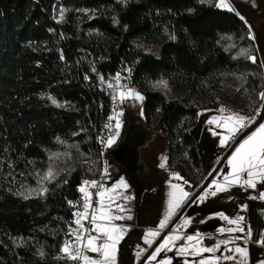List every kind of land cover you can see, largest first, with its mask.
<instances>
[{
  "label": "trees",
  "instance_id": "16d2710c",
  "mask_svg": "<svg viewBox=\"0 0 264 264\" xmlns=\"http://www.w3.org/2000/svg\"><path fill=\"white\" fill-rule=\"evenodd\" d=\"M216 2L0 0V264H74L61 251L73 220L68 202L80 199L78 188L98 176L97 167L78 163L49 182L46 194L28 199L10 182L45 172L57 138L97 158L101 75L111 79L132 67L146 124L168 135L170 168L190 182L211 177L220 158L205 160L192 135L200 110L218 108L227 92L252 115L264 91L262 61L241 54H257L248 26ZM61 7L67 11L57 22ZM152 42L161 46L159 57L138 47ZM162 79L184 89L187 102L150 90Z\"/></svg>",
  "mask_w": 264,
  "mask_h": 264
},
{
  "label": "rangeland",
  "instance_id": "374dc122",
  "mask_svg": "<svg viewBox=\"0 0 264 264\" xmlns=\"http://www.w3.org/2000/svg\"><path fill=\"white\" fill-rule=\"evenodd\" d=\"M227 2L235 9L234 12H239L240 16L244 17V22L247 21L246 25L248 28L249 25L251 26L250 35H254L255 39L253 40L257 46L256 56H260V60L264 66V0H227ZM219 9L227 11L226 9ZM138 47L145 53L156 57H159L161 54V46L156 42L140 43ZM126 69H131V72L133 70L130 66ZM126 69L119 72L123 77L122 80L132 79V73L129 74ZM161 81L167 82V87H163L159 83ZM149 88L152 91L163 94L168 101L187 102V92L184 89L176 88L169 80L162 79L153 82L149 85ZM222 97L223 100L218 107L219 109L223 106L247 117H251L257 113V109L252 115L244 113L238 105L236 94L226 92ZM144 103L145 99L142 105L132 100H125L123 103H119V112H123V115L120 117L122 128L120 129L119 139L112 147L102 151L100 159L99 157L96 158L93 154L87 156L81 146L75 142L59 143L58 150L51 151L48 155L52 157V159H49L48 168L52 167L58 173L57 177L73 171L78 166V163H82L88 165L90 168L96 166L97 171L101 173V184H104L108 188H111L121 178L127 181L129 188L124 192V195L133 198L130 201H124L120 198L115 202L123 204L127 209L123 213L116 212L115 214L124 215L125 217L131 216V219L125 218L115 221L116 224L127 229L126 234L117 246L116 264H147V259L155 248L167 235L173 233L175 227L180 225L185 217L190 218L192 223L186 228H182L181 234L187 236L199 233L203 238L204 246H214L218 241L228 239L230 236L243 237L245 235L239 232L231 234L220 233V228L234 227V225H228L226 221L220 219V213L232 219L237 216L244 217L242 225L245 227V230L247 231L248 226L252 230L251 241L247 244L249 264H258L259 261L264 260V246L255 242L260 238L261 234H264V200L250 198L252 196L258 197L259 192L253 193L234 186L230 191L219 193L215 197H209L202 203L197 201V197L211 186L213 180L219 179L222 182L223 175L230 172L228 159L238 146L237 139L242 133L238 132L235 142L230 141L229 146L224 147L220 144V140L224 135H227V130L207 123L211 116H219L221 113L218 111L212 115L205 114L201 116L192 129V135L201 143L205 160H211L219 156V161L215 163L212 169L213 172L219 164L218 171L208 183L206 176H195V180L192 182L184 177L183 180H176L172 178L173 174L182 176L178 171L170 168L168 135L164 130L149 128L145 122L144 115H141V108L143 110ZM258 109L261 110V106ZM204 110L202 109L200 112ZM255 119L256 122L251 124L250 127L258 122V116ZM246 130L248 129L246 128L244 131ZM221 152L224 153L220 155ZM164 157L167 158V164L165 168H161L160 164ZM105 161L108 165L109 175L102 177ZM45 172H39L31 178L24 180L23 183H18V181L15 183L13 181L9 182L18 194L23 192L25 195H28L29 189H40L47 186L49 182L41 180ZM170 180L174 184H181L184 190L192 195L179 210V213L173 216L168 226L162 230L160 237L149 248L144 243L143 237L148 230H156L158 228L159 222L167 211L169 192L171 191L168 183ZM184 181L188 183L184 184ZM201 188L202 190L199 191ZM120 191L123 190H117V193L113 195H118ZM38 196L42 195L32 193L29 198ZM115 203L112 205L113 211H115ZM244 205L247 207L243 208L242 206ZM165 230H169L166 235L164 234ZM185 243L186 241L184 240L177 241V246ZM235 244L244 246L243 239L236 240ZM234 246L230 244L228 247ZM142 249H146V251L137 256V253ZM222 252L223 247L216 255H221ZM88 254L93 257L98 255L96 253ZM210 255L209 253H205L204 257ZM167 257L172 258V264H183L185 259L177 255L175 251H166L162 252L157 260ZM200 258L197 257L196 259ZM187 259L191 260L192 257H188ZM152 264H156V261H153ZM221 264H235V262L222 260Z\"/></svg>",
  "mask_w": 264,
  "mask_h": 264
},
{
  "label": "snow or ice",
  "instance_id": "6c2138e0",
  "mask_svg": "<svg viewBox=\"0 0 264 264\" xmlns=\"http://www.w3.org/2000/svg\"><path fill=\"white\" fill-rule=\"evenodd\" d=\"M201 3H211L212 0H200ZM215 7L226 9L227 11L234 12L235 9L227 2V0H217ZM67 9L61 7L59 9V18L57 22H63L65 12ZM237 16H240L239 12H236ZM241 20H244L243 16H240ZM118 23V21H117ZM247 23V21H245ZM249 32L251 33V26L249 25ZM251 39H255L254 35H250ZM174 39V37H173ZM249 50H242L241 54L248 56L253 64L257 63L255 56L248 55ZM95 71V69H93ZM130 74L131 69H126ZM87 79V77H86ZM123 79L120 73H117L112 80L105 81L104 77L99 76L101 83H106L109 89H113L112 99L113 101H119L123 103L125 100H132L138 102L140 105L143 104L145 97L133 88L127 85H121L120 81ZM163 87H167V82H159ZM52 104L57 107H64L65 105L60 104L56 99L48 97ZM259 99L262 102L261 108H264V92L259 94ZM114 115L109 117V123L105 125V128L115 129L114 134L109 135L107 138L103 136L99 137L100 143L104 148L112 147L120 136V129L122 128V122L120 117L123 112H116ZM221 115L213 116L207 121L208 124H214L217 128H224L227 130V135H224L220 144L224 147L229 146V142H235V137L238 132L247 128L251 124L256 122L255 117H247L237 112H233L230 109L221 107L218 110ZM143 110L141 108V115ZM260 115V109H257V116ZM112 121H115L113 124ZM58 142L63 144L64 141L59 140ZM49 159H52L50 156ZM167 164V158L164 157L161 168H165ZM230 166V172L223 175L222 182L217 179L213 180L211 186L204 191L199 197L198 202H204L209 197H215L217 194L222 192H228L232 187L238 186L243 188L245 191L248 189H257V184L264 185V123H260L259 126L248 135L239 145L234 149L231 157L228 159ZM58 173L54 171L52 167H49L45 172L44 176L41 177L42 181L51 182L56 179ZM108 165L104 162V168L102 177L108 176ZM173 179L183 180L179 174H173ZM67 181L65 180V183ZM171 188L169 192V200L167 204V211L163 218L159 222L156 230H148L144 235L143 240L146 245L150 248L155 240L160 237L161 232L168 226V223L173 216L179 213V210L183 205L191 198V193L184 190L181 184H174L171 180L168 182ZM184 181V184H187ZM99 189L95 193L96 206H93V192L90 189ZM129 185L127 181L121 178L111 188L106 187L97 180H84L82 181L79 192L82 193V211L74 213L75 219L74 224L76 227L70 226V235L74 240H66L62 253L65 254V258L71 261H77L79 264H116L117 262V246L123 239L127 232V229L121 225L115 223V221L123 220L125 218L131 219V216L125 217L124 215H117L116 212H125L127 209L123 204L115 203L117 199L122 198L124 201H130L133 197L124 195ZM117 190H123L118 195ZM29 194L21 192L19 195L24 196L28 199L32 193L36 195H44L48 192L47 187H41L40 189H29ZM251 199L264 200V191L259 192L258 197L252 196ZM115 203V211H113L112 205ZM69 204H72L69 201ZM76 207V205H72ZM246 208L247 206H242ZM220 219L227 222L228 225H234V227L220 228V233H244L243 237L230 236L228 239H223L215 243L214 246H204L203 238L199 233L196 235H182L181 229L186 228L192 223L190 218L185 217L183 222L176 226L171 235H167L163 241L155 248L151 255L147 259V264H152L156 261V264H172V258L167 257L165 259L157 260L162 252L175 251L177 255L184 257L183 264H221V261H234L235 264H249V251L247 244L251 241L252 230L251 227H245L242 225L244 220L243 216H237L232 219L223 213L219 214ZM84 221L88 222L89 226H86ZM95 233V234H93ZM243 239L244 246L235 244L236 240ZM186 241L185 244L177 246V241ZM257 244L264 246V234H261L260 238L255 241ZM230 244L235 245L234 247H228ZM223 247L221 255H216L217 252ZM146 249H142L137 253L140 256ZM88 253L98 254L96 257L89 255ZM205 253L211 254L208 257H204ZM232 253V254H228ZM43 255V253H41ZM192 257L191 260L187 259ZM201 257L200 259H196ZM258 264H264V260L258 262Z\"/></svg>",
  "mask_w": 264,
  "mask_h": 264
},
{
  "label": "built area",
  "instance_id": "2783aa9c",
  "mask_svg": "<svg viewBox=\"0 0 264 264\" xmlns=\"http://www.w3.org/2000/svg\"><path fill=\"white\" fill-rule=\"evenodd\" d=\"M113 78H111V79L104 78V79H105V81L112 80V82L115 84V81L113 80ZM120 84L121 85H127L128 87L133 88L136 91L140 92L139 87L133 83L132 79L128 78L126 80H121ZM100 90L103 94V97H101L100 100L95 102V122L93 124L94 125L93 126V132H94L95 150L97 153V157H99V159L101 158L102 151L105 149L104 146L100 143L99 137L103 136L104 138H107L109 135L114 134L115 129L114 128H112V129L105 128V125L109 123V117L114 115V111H113L114 109L116 112H119V101L118 100L113 101V99H112V95H113L114 90L109 89L107 87V84L101 83V81H100ZM112 123L114 124L115 121H112ZM91 180H97L101 183V173H99L98 176L94 177ZM91 180H89V181H91ZM90 191L93 192V206L95 207V202H96L95 193L97 191H99V189L98 188L97 189H90ZM71 202H72V204H69V202H68V205L70 208H72L73 220L68 225L67 235L65 237L64 243L66 240H74V238L70 235V226L73 228L76 227V225L74 224V219H75L74 213L77 211H82V203H83L82 193L80 192V199H78L77 201L72 200ZM72 205H76V207H73ZM84 223L86 226L90 227V225H88L87 221H84ZM64 243H63V246H64ZM63 246H62V248H63ZM62 259L67 260V261H71V260H68L65 258L64 253H62ZM71 262H73L74 264H79V262H77V261H71Z\"/></svg>",
  "mask_w": 264,
  "mask_h": 264
},
{
  "label": "crops",
  "instance_id": "0c3cea01",
  "mask_svg": "<svg viewBox=\"0 0 264 264\" xmlns=\"http://www.w3.org/2000/svg\"><path fill=\"white\" fill-rule=\"evenodd\" d=\"M256 57V59H257V61L259 60L260 61V56H255ZM131 73H133V70H132V72ZM218 109L219 108H216V109H206V110H204V111H201L200 112V114H199V118L201 117V116H203V115H207V114H210V115H212V114H214V113H216V112H218ZM232 111V110H231ZM234 112V111H233ZM257 116V113H255L253 116H251V117H256ZM213 116H211L209 119H211ZM199 120V119H198ZM260 123H264V108H261V110H260V115L258 116V122L256 123V125L253 127V128H251L250 126H248L247 127V129L248 130H246L247 131V133H246V135L240 140V142L239 143H241L242 141H243V139H245L248 135H250L258 126H259V124ZM246 129V128H245ZM245 129H243L242 131H240L241 133H243V132H245L244 130ZM239 145V144H238ZM220 171V170H219ZM238 187V186H237ZM249 191H251V192H253V193H256V192H261V191H264V185H262V184H257V189L256 190H253V189H248ZM232 254V253H231Z\"/></svg>",
  "mask_w": 264,
  "mask_h": 264
},
{
  "label": "water",
  "instance_id": "95a60500",
  "mask_svg": "<svg viewBox=\"0 0 264 264\" xmlns=\"http://www.w3.org/2000/svg\"><path fill=\"white\" fill-rule=\"evenodd\" d=\"M255 125H256V124H254L253 126H251V128H253ZM246 133H247V131L243 132V133L239 136V138L237 139V144H238V143L240 142V140L246 135ZM217 171H218V168L213 172V174H212L211 177L208 179V181L211 180V178L213 177V175H214ZM208 181H207V183H208ZM168 231H169V230H165L164 234L166 235Z\"/></svg>",
  "mask_w": 264,
  "mask_h": 264
},
{
  "label": "flooded vegetation",
  "instance_id": "af4514ba",
  "mask_svg": "<svg viewBox=\"0 0 264 264\" xmlns=\"http://www.w3.org/2000/svg\"><path fill=\"white\" fill-rule=\"evenodd\" d=\"M218 165H219V164H218ZM218 165L216 166L215 170L218 168ZM215 170H214V171H215ZM214 171H213V172H214ZM213 172H212V174H213ZM206 181H208V180H207V177H206Z\"/></svg>",
  "mask_w": 264,
  "mask_h": 264
}]
</instances>
